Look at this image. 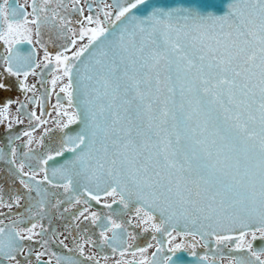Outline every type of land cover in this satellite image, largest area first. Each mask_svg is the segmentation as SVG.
Masks as SVG:
<instances>
[{
    "label": "snow or ice",
    "instance_id": "snow-or-ice-1",
    "mask_svg": "<svg viewBox=\"0 0 264 264\" xmlns=\"http://www.w3.org/2000/svg\"><path fill=\"white\" fill-rule=\"evenodd\" d=\"M28 7L31 12L0 0V41L8 45L7 55H0V67L6 68L0 73V125L6 128L8 146L7 153L0 149V162H6V175L20 185L8 200L0 186V208L20 217L0 227V257L21 264L17 257L22 256L24 264H31L33 248L25 255L27 241L44 249L35 253L37 264H44L40 258L57 238L54 213L48 209L64 203L53 201L47 184L68 193L73 206L88 205L87 199L72 195L81 187L98 204L111 197L112 203L104 204L109 210L117 203L123 209L139 204L136 226L165 232L169 243L174 237L165 226L175 231V223L183 221L192 248L196 236L214 237L217 245L233 242L244 253L231 264H264V0H234L226 15L207 10L198 0H88V15L82 0H31ZM73 14L79 18L71 19ZM44 29L48 43L60 42L54 57L43 41ZM33 35L44 48V66L55 61L52 90L59 85L64 94L62 103L57 93V118L39 140L33 131L49 123L42 119L45 113L24 112V102L3 95L15 87L33 93L29 103L43 108L34 95L36 85L27 83L40 63L35 53L22 57L14 50L23 40L32 43ZM14 104L17 124L23 123L20 115L30 125L36 122L22 133L28 138L23 152L12 147L20 139L12 135L8 119ZM45 137L53 146L34 154L31 145L46 147ZM31 160L35 165L26 164ZM50 162L57 166L50 170ZM40 173L43 178L37 179ZM88 212L89 207L77 210L73 219L100 221L103 244H118L124 224L111 211L103 217ZM45 217L47 228L40 222ZM25 221L30 227H17ZM237 229L236 237L226 234ZM59 243L67 249L64 240ZM89 243L97 241L77 244L81 255ZM181 247L168 251L175 254ZM138 250L143 254L147 248ZM162 251L161 245L150 261L139 264H176L172 255L159 256ZM57 264L77 262L57 257Z\"/></svg>",
    "mask_w": 264,
    "mask_h": 264
},
{
    "label": "flooded vegetation",
    "instance_id": "flooded-vegetation-1",
    "mask_svg": "<svg viewBox=\"0 0 264 264\" xmlns=\"http://www.w3.org/2000/svg\"><path fill=\"white\" fill-rule=\"evenodd\" d=\"M39 3L40 0H37ZM100 2V0H97ZM109 3L112 0H108ZM84 4V15H88V0H82ZM31 4V0H9V6L12 8H17L20 5H25L27 7V11L31 12V8L28 7ZM93 8L95 9V4H93ZM78 15L73 14L71 19H78ZM32 19V17H29ZM43 32V41L47 43L49 53L54 57L58 51L59 43L56 44L48 43V34L47 29L42 30ZM37 38L33 35L32 43H28L26 40L21 41L20 43L15 45L14 50L18 51L22 57L31 56L35 53L34 59L37 63H40V67L35 69V75H29L27 83L29 85L35 84L37 87V91L35 92V98L37 100H41L43 104V108L37 106L34 103H29V100L33 98V93H24L19 91L15 87L9 93H4V96H11L13 98H19L22 102H24L27 106L23 110L24 112L35 111L37 115H41V113H45L42 116V119L49 121L47 125L37 126L33 131V137L36 140L44 134V127H51L52 121L57 118V112L53 110V105L57 102V93H59V85L56 86L55 91L52 90L51 81L54 78L55 70L53 60L52 64H49L45 67L44 61V48L41 47L40 43L36 42ZM8 45L4 44L3 41H0V55L6 56L7 53L5 49ZM6 70L4 67H0V73H3ZM20 79H23L21 77ZM9 83L15 85L16 79L9 77ZM47 92V98L42 99L46 96L45 90ZM61 102L64 103V94L59 93ZM25 96L28 99H25ZM18 105H13L8 119H10L13 123L12 135H19L20 139L16 140L12 147H16L18 152L27 151V147L25 143L27 141V137H24L22 133L27 130H32V126L35 125V121L32 122V125L29 124L28 118L26 115H20V119L23 120L22 124L16 123V117L19 115L17 112ZM50 113V115H48ZM6 128L4 125H0V149H2L5 153L8 152V146H6L4 142ZM44 144L46 147H40L36 142H34L31 147L36 155H43L47 149H50L53 146V140L50 137H45ZM35 165L36 160L26 161V164ZM7 164L6 162H0V186H3L5 189L4 197L5 200L9 199V193L13 192L17 189H20V185L14 183V181L6 175L7 173ZM28 167H25V171H28ZM43 173H40L37 176V179H42ZM56 183H63L61 181H55ZM48 188L50 193H54L53 201L56 199L64 201L62 205H60L57 209H52L51 207L48 209L50 213H54L53 218V226L57 233V238L48 245V254L42 256L40 259L44 262V264H57V257H72L73 260L77 262V264H139L142 259L151 260L152 253L156 252L158 248L163 246L164 251L159 253V256H168L172 255L173 260L176 264H231V261L234 257L243 255L244 253L238 252L235 250L234 243L228 242L227 244L217 245L214 237L210 239L201 240L199 236H196L195 243L196 247L192 248L191 245L193 243L192 237H185L180 231H173L169 225H166L167 230L172 232L171 239L165 232H155L151 229L148 232L143 231V226L137 227L138 220L135 218V208L139 207L137 205L131 206L128 209H123L122 205L119 203L113 204V208L111 210L104 207L105 203H112L111 197H102L101 202L98 204L95 201H92L86 194H84L83 188L81 187L78 192L72 193L73 197H79L80 199L88 200V205L77 204L74 205L73 201H69L68 193H65L62 188H52L51 185H44ZM21 194L22 191H21ZM119 198L117 197V200ZM84 207H89V212L86 215H90L91 212H98L103 217L108 214L110 211L113 213V219L117 220L118 223L124 224V232L121 236V240L118 244H103L100 240V221L96 224H91L90 221L84 220L83 218L80 221H76L73 219V214L77 213V210H83ZM68 209L69 211L65 212L64 210ZM16 212L17 210L14 208L12 210ZM0 212H3L4 215L0 216V220H3V224L0 227L7 226L12 223L13 220H19L20 217L18 215H9L7 208H0ZM63 213V217L61 216ZM34 222V221H33ZM44 224L45 228L48 227V219L45 217L40 221ZM156 223L160 222V219H156ZM79 223V227H75V225ZM18 228H26L30 227V223L25 221L23 224H18ZM39 231V229H37ZM121 231V230H117ZM61 233H63L61 235ZM108 235L111 236L112 232H108ZM234 237L238 236L239 233L230 234ZM155 236V240L152 237ZM67 237V239H65ZM250 239V236L248 237ZM37 240L40 237L36 238ZM85 239H91L93 241H97L95 245L89 243L85 245L83 250V255L80 254L79 249L77 248L78 243H83ZM60 240H64V244L67 245V249H72L71 252L67 251V249L59 243ZM159 242V243H158ZM25 255H27V248L31 246L33 248V256L30 257L31 264H37L35 259L36 252H42L44 249L41 248L38 244L25 241ZM176 244L182 245V247L173 254L168 251L170 248H174ZM129 245L131 247H129ZM151 245L152 247H148ZM260 245V241L257 240L254 246L258 247ZM139 248H147L145 253H140ZM115 249V250H113ZM51 253H55V255H51ZM123 253V255L121 254ZM195 253V255H193ZM89 257H93V259H89ZM204 257H208L207 260ZM18 259L21 260V264H24V258L22 256H18ZM0 264H12L11 261L0 257Z\"/></svg>",
    "mask_w": 264,
    "mask_h": 264
},
{
    "label": "water",
    "instance_id": "water-1",
    "mask_svg": "<svg viewBox=\"0 0 264 264\" xmlns=\"http://www.w3.org/2000/svg\"><path fill=\"white\" fill-rule=\"evenodd\" d=\"M198 2L201 5H203L207 10L212 11L217 15H226L227 14V5L230 3H233L234 0H198ZM73 127H78V126L74 125ZM61 159L62 158H57V160H61ZM53 166H57V165H54L52 162H50L49 169L51 170V168ZM56 181H61V180H59L57 178ZM61 182H63V181H61ZM135 205L140 206L139 204H135ZM157 218L160 219L158 214H157ZM169 227L172 228V226H170V225H169ZM175 230L184 233L185 231H187V228L185 227L184 222L180 221L178 223H175ZM235 233H239V230L237 229L236 231H233L231 233H226V234H235Z\"/></svg>",
    "mask_w": 264,
    "mask_h": 264
}]
</instances>
